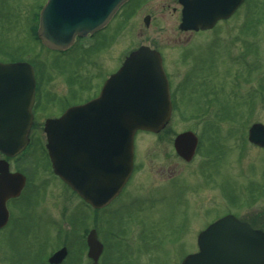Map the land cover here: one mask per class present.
Masks as SVG:
<instances>
[{"label":"rangeland","instance_id":"1","mask_svg":"<svg viewBox=\"0 0 264 264\" xmlns=\"http://www.w3.org/2000/svg\"><path fill=\"white\" fill-rule=\"evenodd\" d=\"M44 1L0 0V60H38L40 53L42 72L63 73L71 80L66 95L71 104L91 99L130 51L147 45L162 54L174 106L163 130L135 134L131 183L97 212L96 222L58 179L37 184L27 203H14L19 219L0 229V264H43L62 240L56 227L63 221L68 243L71 237L73 243L79 240L83 227L96 224L105 246L102 264H179L197 250L196 235L206 224L264 196V150H253L255 160L244 164L237 142L244 131L246 99L252 97L245 90L258 86L264 96V0H245L231 19L198 33L178 29L177 0H130L106 29L63 54L41 48L31 33ZM262 98L254 119L264 123ZM184 130L199 139L188 162L172 145L174 135ZM28 151L38 159L41 149L36 145ZM73 243L63 264H76L80 245Z\"/></svg>","mask_w":264,"mask_h":264},{"label":"water","instance_id":"2","mask_svg":"<svg viewBox=\"0 0 264 264\" xmlns=\"http://www.w3.org/2000/svg\"><path fill=\"white\" fill-rule=\"evenodd\" d=\"M126 0H47L39 14L37 35L47 46L63 49L75 36L101 28ZM182 29L211 27L227 18L242 0H178ZM147 23L148 17L144 18ZM34 94L32 68L25 62H0V150L12 155L27 142ZM171 104L161 59L140 46L104 83L99 96L47 120L46 147L54 172L95 208L109 203L126 182L137 130L158 132L169 120ZM249 138L264 145V125L254 124ZM197 143L191 131L178 134L174 146L189 160ZM5 167V166H4ZM0 171L1 165H0ZM3 173L5 171H2ZM0 182V227L7 220L9 194ZM91 264L102 245L95 229L86 237ZM198 251L180 264H264V233L251 230L232 215L211 223L197 237ZM65 248L50 262H59Z\"/></svg>","mask_w":264,"mask_h":264},{"label":"flooded vegetation","instance_id":"3","mask_svg":"<svg viewBox=\"0 0 264 264\" xmlns=\"http://www.w3.org/2000/svg\"><path fill=\"white\" fill-rule=\"evenodd\" d=\"M238 10H239V8H237L235 10V12L227 20H224L221 22H226L229 19H231L237 13ZM112 19L109 21V23L105 26L104 29H106L110 25ZM219 23H216L211 29H207V30L214 29L216 26H218ZM207 30L185 31V32L198 33L199 31H207ZM181 32H184V31H181ZM90 37H92V36L86 37L83 40H76L75 43L84 42L85 40H87ZM74 44L70 48L63 50V51L52 50L50 48L45 47L43 44H41V48L63 54L65 52L69 51L70 49H72ZM160 55H162V54L160 53ZM36 58L38 60H33L30 58V56L19 57V58L13 60V61H18V60L27 61L33 66L34 79H35V95H34V101H33V105H32V114L33 115H32L31 130L29 132V142H28L27 146L25 147V150H23L22 152H20L19 154L15 155V156H6L0 152V160L5 161L7 163L8 172L11 173V174H9V173L4 172V173L0 174V182L5 186L4 192L9 193L10 191H13L16 188L18 189L22 185V188L19 190V192L16 196H10V194H9V196L4 201V203H6V207L8 210V217H7V221H6L5 225L2 226L0 229H4L5 227H7L10 223L13 222V220L19 219V218L14 217V213L12 211L11 206H13L14 203H27L25 201V198L29 197L33 193L37 192V188L35 187L37 184L39 186H42V183L44 181L48 180L47 182H51V181L57 180V179L63 183V181L53 173L48 154L44 149L45 148L44 147L45 136L43 134V126H44V123L47 119L59 117L64 112V110L66 108H68L69 106L83 103V102H80V103L78 102V103L68 104L67 100H66V95L68 92V85H69V82L71 80H69L67 77H65V75H63V73H57V72H51L50 73V72H46V71L42 72V67H41L42 63L39 60V59H41L40 53H38V56ZM161 58H162V63H163V67H164V62H163L164 59L162 56H161ZM43 70H44V68H43ZM55 75H59V77L56 78L57 79L56 82H58V85L52 79V77ZM44 78L46 79V81H44ZM243 80H245V79L243 78ZM252 81L254 83V79H252ZM47 84H51V85L47 86ZM102 84H103V81L101 82L100 87L98 88L96 93L91 97V99L94 98L99 93V90H100ZM257 87L258 86H256V87L254 86V88H250V89L245 90L248 93H250L252 97L246 99L247 104H248L247 113L245 114L244 119L240 122L244 125V131L242 133V136L240 135L237 139V142H238L239 146L241 147V148H239V157L241 156L242 160L244 161V164H252L253 161L255 160L254 155L256 153L253 150H264L263 146L257 145L255 143L249 141V137H248V130H249L250 126L254 123L260 122V121H257L256 119H254L255 107L257 105V102H259V101L261 102L263 100L262 97H264V96L259 92V89ZM255 89L258 90L257 94L253 93V92H255ZM259 97H261V99H259ZM197 144L198 145L196 147L195 153L199 147V140H198ZM36 145L39 146V148L41 149V152H39V154H38L39 158L34 159L35 156L33 157V155H34L33 153H32L33 158H30L31 153L28 150H30L32 147L34 148V146H36ZM134 150H135V146H134ZM135 170H136V157H135V152H134L133 170H132L131 175L129 176L127 182L125 183L122 190L120 191L119 195L121 194L123 189L127 186V184L131 183L130 181L132 180V178L134 176ZM48 175L50 176V178ZM63 184H64V186L67 187V185L65 183H63ZM115 199H113L111 201V203ZM77 201L79 203H83V202L79 201V199H77ZM249 203H251V204L247 208H251V209H249L248 211H245L247 209V208H245L244 210L239 211L237 214L234 212H227V213H223L221 216H224L227 214H232L239 221L247 223L252 229L260 230V231L264 232V196L262 198L254 197ZM97 212H98V210H92V213L94 214L93 219L95 222L97 219V217H96ZM63 224H65L64 221L59 222L58 226L56 227V229H57L56 236H61V239H62L60 241L61 245H59V246L61 247L62 245H64L66 248V254H65L64 258L60 261V264H63L65 262L66 257L69 254L68 249H69L70 245L73 243V240L71 239L72 237L69 239V243L66 242L65 234L63 232ZM91 228H95L96 233H97L96 224L93 223L92 226L88 227V229L86 228L84 231L82 230L83 235L80 236L79 240H77L76 243H73L74 246L77 245V243L80 245L78 247V250H77L76 260H73L76 264H89V263H91V260L86 256V252H87L86 234ZM97 237H98V235H97ZM102 245H103V250H102V253L100 254V256L98 257V263L99 264H102L101 259H102V254H103L104 247H105L103 243H102ZM60 247L57 246L53 249V251H50V253H47L45 255V257L43 258V264H49L48 262H46L47 258L49 257L50 254L55 252ZM102 261H103V259H102Z\"/></svg>","mask_w":264,"mask_h":264}]
</instances>
